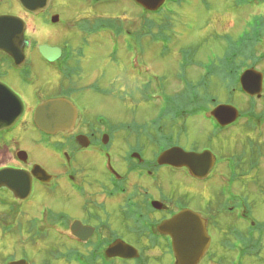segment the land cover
Listing matches in <instances>:
<instances>
[{"label":"flooded vegetation","instance_id":"af4514ba","mask_svg":"<svg viewBox=\"0 0 264 264\" xmlns=\"http://www.w3.org/2000/svg\"><path fill=\"white\" fill-rule=\"evenodd\" d=\"M34 1L39 4L36 13L26 11L18 0H0V19L19 17L24 23L21 62L16 64L10 51L0 49V123H3L0 129V170L7 169L17 175L11 181L14 189L0 185V264L17 261H24V264H60L61 261L66 264H176L171 240L168 235L159 233L157 226L184 209L200 217L210 237L208 247L196 264H255L261 259L264 218L254 217L253 199L247 198L245 193L251 186H256L264 195V106L260 110L256 108L258 98L247 97L239 84L235 86L247 102L242 108L237 107L239 114L235 121L225 126L218 125L210 117L189 116L202 118L207 123L208 136L212 135L208 144L197 148L181 146L185 150L212 153V166L201 177L193 175L183 165L170 167L159 165L155 160L147 161L139 151L140 160L132 157L134 150L131 146L117 162L112 150L116 135L114 122L100 113H87L76 100L82 90L91 87V84L77 87L74 83L79 78L76 75L81 72L79 60L90 62L91 56L85 59L83 48L74 51L66 39L60 46L47 40L38 42L37 35L30 32L36 30L49 36L55 28L56 32L71 33L75 27L83 28L82 18V22L64 18L54 10L56 7L67 12H77L81 8L99 10L97 6L106 7L118 0H73L75 7H71L69 0ZM125 2L132 5V0ZM54 14L58 15L56 23L51 22ZM86 18L100 19V15L93 13L83 19ZM9 19L5 29L0 27V34L4 30L7 33L14 30V20ZM95 32L101 33L100 30ZM64 33L60 34L61 37ZM103 34L108 35L106 29ZM7 38L12 39V36ZM43 43L60 47L59 58L54 61L43 58L38 51V45ZM37 68L41 72L39 75L35 72ZM50 72L62 73L63 80L54 86L49 83L51 79H47L46 84L51 87L48 92L36 83L41 81L42 75L48 76L45 73ZM263 81L264 73L262 88ZM233 82L235 85V79ZM53 98L69 101L75 109V119L65 126V130L44 133L35 125L34 110L39 103ZM199 129L200 136H205L203 128ZM21 140L25 145L18 144ZM256 142L263 146H255ZM38 143L57 158L58 164L52 171L32 157L35 152L31 154V149ZM24 146L32 147L26 151ZM223 147L228 148L226 152L214 153L216 148ZM36 166L41 167L46 175L39 178L40 173L33 171ZM163 168L173 176L170 196L164 195ZM211 182L217 183V189L212 188L215 193L211 189L200 190ZM87 184H97V187L88 191ZM59 188L64 190L65 198L69 199L70 195L77 198L78 212L68 210L64 201L59 208L43 200L37 201L36 196L49 198ZM178 191H186L183 196L188 200L172 202ZM196 193L200 197L198 201L194 199ZM203 198L205 202L202 204ZM153 200L160 201L159 208L151 205ZM69 204L66 201L67 207ZM73 225L83 231V234L76 231L78 238L73 235ZM44 237L47 239L41 240ZM115 241L137 248L138 258L106 257L104 251ZM41 243L47 257L37 261L29 257L26 250L28 247L38 248ZM140 250L157 251L161 258H149ZM164 256L168 259L163 260Z\"/></svg>","mask_w":264,"mask_h":264},{"label":"rangeland","instance_id":"374dc122","mask_svg":"<svg viewBox=\"0 0 264 264\" xmlns=\"http://www.w3.org/2000/svg\"><path fill=\"white\" fill-rule=\"evenodd\" d=\"M68 3L71 7H75L76 5L73 0H69ZM97 7L100 9L85 10L81 8L82 10L77 9V12H75L76 10L67 12L60 7H56L54 10L59 11L62 17L78 19L80 22L83 21V28L75 27L76 30L71 29V33H64L63 31L56 32L54 28L50 31L51 34H49V36L44 33L40 34L32 29L33 31L30 32V34L33 36L37 35L38 42L47 40L50 43L59 44V46L61 41L66 39L69 41L74 51L77 50L78 47L83 48L85 59L91 56L90 62H86L82 59L79 60L81 72L76 75V77L79 78H77L74 83L77 87H83L89 84H91V87L82 90L80 94L77 95L76 100L80 105L85 107L87 113H100L108 120L114 122L116 127L114 133H116V135L112 144V150L116 153L117 162L120 157H123L122 154L125 153L130 146H137L136 143L140 148L142 157L147 158V161L152 160L156 150V144L161 141L159 131L155 128L158 108L155 95L158 96V92H155V88L150 86L147 80L143 79L145 77L144 75L141 77V72L133 67L131 68L130 57L135 55V46H133L134 49L132 48L127 51L126 44L122 43L120 38V42L116 43L117 50L115 55H110V49L113 48L110 39L102 33L96 34L95 32V25L104 22L106 20L105 17L111 16V20L115 21V25L124 29L128 28L131 31L135 30L141 33L146 27L151 28V35L144 37L143 40L144 55H138L139 66L144 68L143 62H146L147 71L150 74L156 72V74L159 75L161 84L166 90V94L169 95L168 97H170L173 105L177 100L185 102L186 105L181 118H179V121L177 120V122L170 125V131H172L175 137L173 141L180 146L197 148L202 144H208L211 140H208L209 136L212 137L210 134L208 136L209 130L207 123L202 118L189 117L194 109V102L190 104L192 99H190L188 95L189 87H194L198 91L199 98H197L196 101H200L202 104L205 102L207 104V96L210 95L213 99H216L214 104L210 105L211 107L218 104H227L237 108L244 106L247 99L237 91L235 87L236 84L234 85L233 82V75L228 74L227 69H238L242 64H250L252 68L264 73V60L258 63L254 62L253 65L250 62L252 56L255 55L258 49L255 45H244L239 50L232 49L237 51V55L235 56L236 59L235 57L233 58V64L236 66L226 64L222 59L227 53L225 50L227 51L229 48L226 37L235 38L243 28L241 24V22L243 23L242 19L246 22L249 19L250 13L259 11L257 8L252 9L251 12L248 7H236L234 0H177V2L171 6H169V4L166 5V10L170 11V7L172 14L165 9H161L157 14L141 15V10L137 5L127 4L125 0H118L112 4L109 3L106 7ZM93 13L99 14L101 19H83L89 15L93 16ZM163 16H165L164 20ZM74 19L71 21L73 22ZM162 22L163 24H161ZM63 33L64 37H61L62 35L60 34ZM153 35L163 36L164 38L168 37L166 47L163 48L161 46V44H163L160 41L162 37L158 41H155ZM84 37L87 38V40H85ZM27 51H29V48H27ZM59 51H61L60 47ZM184 53L189 55V59H183L182 56ZM209 60L213 62L211 75L209 77H201L200 69L202 65L199 64ZM35 72L38 73V75L39 73L41 74L38 68L35 69ZM45 74L48 76L42 75L40 77L41 81L36 84L43 86L48 92L51 89L49 83L55 86L60 80H63L62 73L58 75L57 72ZM184 75L190 82L188 87L183 90L180 78L184 77ZM49 78L51 82L46 84ZM263 97L264 88L261 89L260 96L256 102V108L259 110L264 106ZM169 114L168 112V115ZM198 127L203 128L206 133L205 136H200V129H198ZM136 134L139 136L138 140ZM18 144L25 145L22 140L18 142ZM255 146L262 147L263 145L260 142H256ZM31 147L24 146V148H27L25 149L26 151ZM227 149V147L220 149L216 148V152L214 153L219 155L220 153L226 152ZM32 152H35V155L33 154L32 156L34 160L47 169L52 171V169L57 166V158L52 155L49 150L45 149L42 144L38 143L31 149V154ZM123 160L127 162L124 158ZM76 165L78 166V161H76ZM163 169L164 177L160 179L164 180V195L170 196L172 195L170 194V186L173 182V176L169 173L167 168ZM96 185L87 184L86 188L88 191L95 190L97 187ZM216 186L217 183L211 182L207 186L200 187V190L204 191L206 189V191H208L211 189L212 192L215 193L212 188L217 189ZM63 191V189L59 188L58 191L54 190L49 198L39 195L36 196V198L38 199L37 201L43 200L47 204L54 206V208H59L62 201H64L68 210H75L78 212L77 207H79V202L77 198L73 195H70L69 199L67 197L65 198ZM183 193H186V191ZM183 193L178 191L172 202L178 199L188 200L186 196H183ZM245 193L247 198L253 199L251 205L254 210V217L256 219H263V193L260 194L256 186H251L250 191H246ZM194 199L195 201L200 200L197 193ZM66 201L70 202L68 207ZM156 201L160 203V201ZM200 202L203 204L205 199L203 198ZM75 203L77 206H75ZM82 213H84V209ZM44 238H41V240L47 239V237ZM12 239L15 241V236ZM56 240L58 241V239ZM137 247H139V245H137ZM44 249L45 247H43L41 243L38 244V248L28 247L26 251L27 255L29 257L31 256L32 259L43 261L47 257ZM136 250L138 249L136 248ZM140 252L142 254H147L149 258L154 256L159 258V260L161 258L159 257L160 253L157 251L140 250ZM260 252L261 254L259 256L261 259L256 260L255 264H264V251ZM165 259H168V257L164 256L163 260ZM60 264L66 263L61 261Z\"/></svg>","mask_w":264,"mask_h":264},{"label":"water","instance_id":"95a60500","mask_svg":"<svg viewBox=\"0 0 264 264\" xmlns=\"http://www.w3.org/2000/svg\"><path fill=\"white\" fill-rule=\"evenodd\" d=\"M24 6L29 10L38 9L39 4L34 0H20ZM145 7L155 10L164 0H137ZM12 18L14 30L11 33L3 31L0 34V45L3 49H8L17 62L22 60V31L23 24L19 18L3 17L0 19V27L5 29V26ZM56 20V17L53 18ZM11 35L12 39L7 36ZM41 54L50 59L57 57L59 51L57 48H51L46 45L39 47ZM241 83L243 89L250 95L257 94L261 90V73L253 69H248L241 75ZM212 115L218 120L220 124H227L233 121L237 116V111L234 107L229 105H218L212 110ZM74 119V112L70 104L63 99L47 100L38 105L35 110V120L44 130L54 132L58 129L64 128L68 123H72ZM3 123H0V129ZM137 156V154H133ZM159 164L171 165H186L196 175L202 176L205 174L213 163V156L208 151L202 153L184 152L178 147H171L163 151L158 157ZM38 167H36L37 169ZM43 173V171H42ZM13 171L7 169L0 171V185L4 184L7 187L13 188L12 180L16 178ZM156 204L155 202L153 203ZM155 207H158V203ZM75 233L83 231L76 225L72 226ZM158 231L163 234H168L172 239V248L176 256V264H196L201 255L208 247L209 237L206 234L204 222L200 217L190 210H183L178 214L173 215L170 219L165 220L157 227ZM78 230V231H77ZM77 231V232H76ZM85 236L88 235L84 234ZM108 257L120 256L122 258H135L138 256L137 251L121 242L116 241L112 243L106 250ZM24 261L12 262L10 264H24Z\"/></svg>","mask_w":264,"mask_h":264},{"label":"trees","instance_id":"16d2710c","mask_svg":"<svg viewBox=\"0 0 264 264\" xmlns=\"http://www.w3.org/2000/svg\"><path fill=\"white\" fill-rule=\"evenodd\" d=\"M165 15H167V14H165ZM164 18H165V16H163V20H164ZM161 24H163V22ZM119 30H120V28H118V31ZM254 41H256V40H251L250 43L254 45L255 44ZM245 45L249 46L247 44V42H245ZM189 94H190V92L188 91V95ZM189 98L192 99L190 104H192V102H194L193 107L198 109L202 105V103L200 101H196L197 98H199L197 90L194 89L192 92V95H190ZM198 103H201V104H198ZM185 105H186L185 102H183L181 100H177L173 105L171 103L170 97H167L165 99L164 106L161 107L160 113L157 116V121H155V128L157 131H159V136L163 142L162 143L163 145H161V146L165 147V146L173 143L174 134H172V131H170V125L174 122H177V121H175V119H176L175 116L183 114ZM168 112L170 113L169 115H168ZM169 116H171V117H169ZM136 138L138 140V138H139L138 134H136Z\"/></svg>","mask_w":264,"mask_h":264},{"label":"bare ground","instance_id":"6f19581e","mask_svg":"<svg viewBox=\"0 0 264 264\" xmlns=\"http://www.w3.org/2000/svg\"><path fill=\"white\" fill-rule=\"evenodd\" d=\"M200 127H198V129H199Z\"/></svg>","mask_w":264,"mask_h":264}]
</instances>
